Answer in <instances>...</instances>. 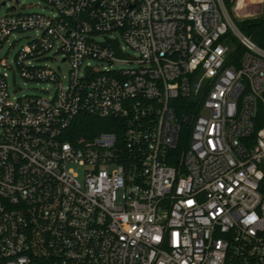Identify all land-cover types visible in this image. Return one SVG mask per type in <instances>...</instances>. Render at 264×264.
Returning <instances> with one entry per match:
<instances>
[{
	"label": "built area",
	"instance_id": "1",
	"mask_svg": "<svg viewBox=\"0 0 264 264\" xmlns=\"http://www.w3.org/2000/svg\"><path fill=\"white\" fill-rule=\"evenodd\" d=\"M42 2L0 17L53 87L9 93L0 56V264H264V50L236 26L264 0Z\"/></svg>",
	"mask_w": 264,
	"mask_h": 264
},
{
	"label": "rangeland",
	"instance_id": "2",
	"mask_svg": "<svg viewBox=\"0 0 264 264\" xmlns=\"http://www.w3.org/2000/svg\"><path fill=\"white\" fill-rule=\"evenodd\" d=\"M0 0L4 2V5H0V17L6 12H21V13H41L44 15H50V11L46 8L42 0ZM13 7L11 9L10 7ZM249 15L246 19L242 21H255L259 18L264 17V8L259 6H252L249 9ZM241 22V21H240ZM238 23L236 24V26ZM238 27V26H237ZM31 37L30 34H23V36H14V38H9L8 42L4 44L0 50V56H3L6 53L4 61L6 64L11 66L12 70L5 69L7 73V90L9 93H14V95H39L41 97L50 96L53 92V87L48 83H34L28 82L20 78L17 71L14 69L12 64L13 56L16 52L23 47L26 43L25 37ZM23 37V38H21ZM15 40V42L9 46V44ZM127 54L131 55L129 49L124 50ZM50 56V55H49ZM61 56L60 54H55L50 59L46 60V64L54 71H58L61 76L66 75L67 65L60 63ZM123 66V65H122Z\"/></svg>",
	"mask_w": 264,
	"mask_h": 264
},
{
	"label": "trees",
	"instance_id": "3",
	"mask_svg": "<svg viewBox=\"0 0 264 264\" xmlns=\"http://www.w3.org/2000/svg\"><path fill=\"white\" fill-rule=\"evenodd\" d=\"M237 26L256 46L264 50V17L255 21H241ZM107 122V120L82 116L71 127V136L73 138L79 136L90 138L102 131H113L111 126L106 125Z\"/></svg>",
	"mask_w": 264,
	"mask_h": 264
},
{
	"label": "water",
	"instance_id": "4",
	"mask_svg": "<svg viewBox=\"0 0 264 264\" xmlns=\"http://www.w3.org/2000/svg\"><path fill=\"white\" fill-rule=\"evenodd\" d=\"M112 44H113V47H114L115 54L119 57L120 54H119V52H118V50L116 48V43L112 41Z\"/></svg>",
	"mask_w": 264,
	"mask_h": 264
}]
</instances>
